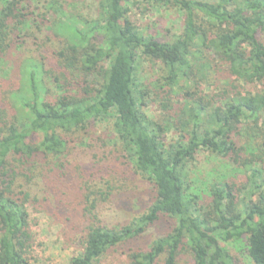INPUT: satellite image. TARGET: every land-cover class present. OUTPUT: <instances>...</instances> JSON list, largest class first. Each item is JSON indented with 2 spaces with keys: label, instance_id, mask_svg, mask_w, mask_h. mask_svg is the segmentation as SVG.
<instances>
[{
  "label": "trees",
  "instance_id": "trees-1",
  "mask_svg": "<svg viewBox=\"0 0 264 264\" xmlns=\"http://www.w3.org/2000/svg\"><path fill=\"white\" fill-rule=\"evenodd\" d=\"M30 2L56 8L45 51L35 44L46 22L27 13ZM93 2L97 18L69 0H0V80L11 76L9 99L17 103L10 115L0 97V264H30L27 200L60 226L64 245L83 230L68 264H100L160 216L169 231L130 247L129 264H174L183 249L192 264H236L222 243L242 239L251 263L264 264V0ZM134 3L174 8L179 35L162 40L141 29L128 15ZM24 51L13 72L3 58ZM143 61L152 66L151 90L138 75ZM149 95L162 100L157 120L141 109ZM178 95L189 105L176 113L168 106ZM98 122L111 123L135 172L152 185L153 202L139 222L107 227L94 201L78 213L70 199L76 185L61 135ZM169 133L177 137L167 140ZM201 152L228 164L206 161L192 172L194 182L186 176ZM230 168L245 176L238 188L227 182ZM240 189L246 199H238Z\"/></svg>",
  "mask_w": 264,
  "mask_h": 264
},
{
  "label": "rangeland",
  "instance_id": "rangeland-1",
  "mask_svg": "<svg viewBox=\"0 0 264 264\" xmlns=\"http://www.w3.org/2000/svg\"><path fill=\"white\" fill-rule=\"evenodd\" d=\"M69 1L78 4L76 11L82 16L88 17L95 13L93 7L95 2L93 0ZM62 6L67 8L70 5L63 4ZM26 9L32 18L37 17L38 21L42 22L44 20L46 22L42 26L41 32L36 34L35 44L40 51H45L51 45L50 40L52 38L50 36L54 35V29L59 21L54 14L56 8L49 9L45 5L30 2ZM67 11L77 14L72 7L67 8ZM128 15L141 29L146 30L156 38L167 40L179 35L181 28L180 14L172 7L134 3L130 6ZM97 16L98 14L95 13V18ZM27 54L24 51L20 58L19 53H13L12 55L9 53L3 59L9 66L14 63L12 70L14 72L22 65V60ZM56 60L59 61L58 58ZM152 72V66L149 62L143 61L140 63L138 75L143 79L147 90L152 89V86L149 85ZM56 75L60 76L59 73H56ZM61 80L63 81L62 78ZM12 87H14V81L11 76H8L5 82L0 80V97L11 108H9L10 115H13L12 113H14L17 104L14 98L9 99L8 89ZM54 92L55 90H53L52 96H54ZM161 101L155 95H149L141 109L149 118L157 120L162 114L160 110ZM188 105V100L182 95H178L171 100L168 109L172 108L177 113L182 109H186ZM16 118H18V114ZM61 137L68 142L67 149H69L70 154L66 169L73 172V183L76 185L70 199L72 198L71 200L78 204V213H85L83 212L84 208L87 207L89 202L94 201V212L104 225H107V227H121L133 221L139 222L144 214L149 212L154 197L152 185L135 172L130 159L121 150L110 122L90 123L84 130H74L72 133L62 134ZM172 137L175 139L177 136L174 133L166 135L167 140H171ZM206 156V152L198 154L196 161L190 166V174L188 173L186 176L187 179L197 182V178L192 177L194 174L192 172L199 170L200 165L205 164L206 161H211V166L214 167L222 164L219 169H223V165L228 164L227 161L224 162L208 156L206 158ZM231 166L232 169L235 168L234 165ZM231 168L225 169V172H228L227 182L229 184L235 183L238 188L244 184L245 176L237 170L232 172ZM202 173L204 174V171ZM20 183L22 182L19 178L12 184L13 192L18 193L20 191L18 187ZM239 191L238 199H246L245 190L240 189ZM207 202L208 200L205 199L203 204L206 205ZM34 204L29 200L24 204L28 213V234H30L28 259L30 264H68L69 257L80 250L79 245L84 237L83 230H78L64 245V236L60 226L55 225L52 220H48L42 214H38L39 212L33 209ZM169 228L168 219L162 216L158 217L154 222L147 225L137 237L121 242L118 246L108 250L100 264H129L127 255L130 247H146L157 237L165 235ZM243 241L244 239L240 242L230 241L222 243V245L236 259V264H252L244 250ZM192 259L191 253L183 249L176 256L174 264H192Z\"/></svg>",
  "mask_w": 264,
  "mask_h": 264
}]
</instances>
